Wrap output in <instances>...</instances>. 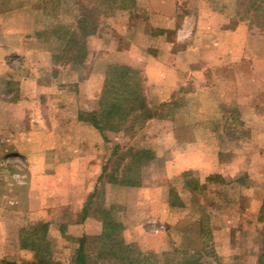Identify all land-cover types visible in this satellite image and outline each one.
Listing matches in <instances>:
<instances>
[{
	"label": "rangeland",
	"instance_id": "374dc122",
	"mask_svg": "<svg viewBox=\"0 0 264 264\" xmlns=\"http://www.w3.org/2000/svg\"><path fill=\"white\" fill-rule=\"evenodd\" d=\"M198 1L177 0L176 16L169 18L161 15L169 0H135L133 8L114 17L102 15L101 0H0L1 15L26 7L28 13L36 8L41 13L36 30L28 35L32 39H26L27 47L39 54L8 55L5 61L12 70L0 78V261L33 264L44 259L73 264L80 239L86 237L88 260L108 264L111 254L101 250L95 238L102 232L101 210H110L111 218L122 225L120 239L124 244L141 255H156L159 264H177L186 253L194 255L199 264H264V69L256 78L248 67L240 71L243 77L234 68L200 72L198 82L187 80L169 101L150 102L151 119L118 134L107 133L105 151L110 154V163L106 162L104 178L91 192L96 191V195L86 208V216L83 210L91 194L68 206L54 207L51 203L40 208L34 203L31 210L27 205L29 199L43 197L52 183L22 177L26 166L21 153L27 149H15L11 130L20 128L16 122L10 124L13 121L9 123L8 117L22 93L19 79L37 74L47 88L43 93L49 91L61 99L77 95L80 88L76 81L92 75L98 110L109 61L120 59L111 56L107 63L90 67L87 61L92 60L93 52L95 55L96 45L89 50V38L111 30L115 48L120 50L121 36L115 29L128 22L135 36L150 27L151 48L156 51V41L171 39L181 22L199 7ZM211 2L213 10H223L245 29L246 56H259L262 51L264 58V0H246L249 12L241 10L237 0ZM83 16L87 20H79ZM235 26L231 24V29ZM45 54L49 55L48 66H44ZM34 62L43 65L39 71L34 70ZM123 65L143 72L140 61L128 60ZM56 66L65 68L57 70ZM45 95H38L36 112L47 117L62 101H47ZM170 102L177 106L160 109ZM117 145L121 155L129 149H148L155 156L141 169L136 187L112 182L124 176V162L115 172L118 157L113 158L112 153ZM203 146L214 147L206 157L200 155ZM193 147L196 149L190 150ZM152 221L162 229H155ZM31 231L39 238L43 235L46 245L40 251L22 245Z\"/></svg>",
	"mask_w": 264,
	"mask_h": 264
},
{
	"label": "crops",
	"instance_id": "0c3cea01",
	"mask_svg": "<svg viewBox=\"0 0 264 264\" xmlns=\"http://www.w3.org/2000/svg\"><path fill=\"white\" fill-rule=\"evenodd\" d=\"M176 1L169 0L163 4L161 15L175 18ZM218 3L221 4V1ZM197 5L199 7L189 19L183 21L184 23L181 22L171 39L156 41L158 44L155 47L156 51L151 48L153 42L150 27L145 31L141 29L142 34L135 36L136 32L127 25L128 22L122 23L121 27L115 29L119 30L118 33L121 36L119 38L123 47L121 46L120 50L115 48L111 30L106 31L105 34L92 36L88 40V47L90 50L91 45L95 44L96 53L95 55L94 52L92 53L93 58L87 61V64L93 68L101 62L107 63L106 60L115 55L120 60L113 61L114 63L127 64L128 60L140 61L143 65L144 95L147 106L150 102L160 104L169 101L187 80L193 83L198 82L200 72L229 71L234 68L241 73L239 76L243 77L244 73L240 71L248 67L256 78L258 72L264 69V58L260 50L257 54L259 56L254 55L251 58L246 56L245 29L231 21L230 16L223 10H213L211 0H199ZM26 9L28 10L26 7L5 15L0 14V78H6L12 70L5 61L8 55L34 57L39 54V51L27 47L26 39H32L28 35L36 30L41 20V13L37 8L31 9L35 11L30 13ZM19 20L20 24L16 25L15 23ZM110 23L115 24L114 21ZM231 24L236 25L234 29H231ZM116 44L118 45V42ZM45 56L47 62L44 66L46 64L48 66L49 55L45 54ZM109 62V64L113 63ZM32 64L36 66L34 69L36 71L43 66L37 62ZM55 68L63 70L65 67L56 66ZM45 70L44 68L43 71ZM19 80L22 93L8 117L9 123L13 121L10 124L16 122L14 125H19L20 128L11 130L12 137L16 141L15 149L19 150L20 146L27 149L26 153H21V160L26 166L25 175L22 177L31 182H34L36 178H44L52 183L43 191V197L38 196L37 200L33 197L29 199L27 205L32 210L36 203L40 205V208L51 203V206L58 207L68 206L85 199L93 191L102 174L103 166L110 157L108 151H105L106 141L100 132L85 119L97 111L93 76L81 77V80L76 81L80 92L72 97L61 99L49 91L47 94L43 93L47 88L37 74ZM100 85L99 80V88ZM90 86H93V89H90ZM39 88L43 90L39 92ZM39 94L40 97L46 94L47 101L52 99L57 103L62 101V104L56 106L47 117L38 115L36 106L40 98ZM11 147L12 145L9 148L12 149ZM213 148V146H203L202 149L205 150L200 155L206 157V152ZM194 149L196 148H190V150ZM180 170L173 171V174ZM40 193L42 194L41 191ZM4 206L6 207L7 203Z\"/></svg>",
	"mask_w": 264,
	"mask_h": 264
},
{
	"label": "trees",
	"instance_id": "16d2710c",
	"mask_svg": "<svg viewBox=\"0 0 264 264\" xmlns=\"http://www.w3.org/2000/svg\"><path fill=\"white\" fill-rule=\"evenodd\" d=\"M102 15H110L114 17L119 12L127 11L135 6V0H101ZM238 7L245 12H249L248 1L237 0ZM122 14V13H121ZM87 14L85 13L84 16ZM82 16V15H81ZM80 17L79 20H87L86 17ZM86 22V21H82ZM79 58V56H78ZM74 60V59H73ZM144 79L142 74L137 69L123 64H110L107 67V72L104 78V86L101 92V97L98 102V110L91 113L85 119L89 121L102 135L103 139H107L106 134H118L123 128L131 127L145 120L152 118L153 113L146 104L143 87ZM175 102L162 104L160 109L165 107L175 108ZM118 145L114 148L112 157L117 158V166L119 170L121 163V172L124 174L123 179L118 181L113 180L114 184H120L126 187H136L139 185L141 169L150 163L154 158V154L148 149H129L125 154H118ZM121 155V156H120ZM110 163V161H108ZM119 168V169H118ZM107 170V164L103 167L102 174L97 180L100 183L104 178V171ZM113 177L111 176L110 179ZM96 191L92 193L83 210L84 216L87 215L86 208L90 204ZM102 214V232L95 238L100 241L101 250H107L112 259H108V264H159L156 255H141L134 252L129 246L125 245L120 239L122 225L115 219L111 218L110 210H101ZM44 229V228H43ZM87 238L82 237L79 242L78 254L73 264H98L97 261H89L84 253V244ZM43 244L46 245L43 235L36 236L34 231L28 234V237L23 241L24 248L40 251ZM137 256L133 257L132 255ZM185 254V253H184ZM0 264H16L0 261ZM33 264H59L47 262L44 259L37 260ZM177 264H199L198 259L194 255L185 254L182 261Z\"/></svg>",
	"mask_w": 264,
	"mask_h": 264
},
{
	"label": "built area",
	"instance_id": "2783aa9c",
	"mask_svg": "<svg viewBox=\"0 0 264 264\" xmlns=\"http://www.w3.org/2000/svg\"><path fill=\"white\" fill-rule=\"evenodd\" d=\"M151 224H152V226L155 227V229H157V230L162 229V226L157 225L156 222H154V221H152Z\"/></svg>",
	"mask_w": 264,
	"mask_h": 264
}]
</instances>
